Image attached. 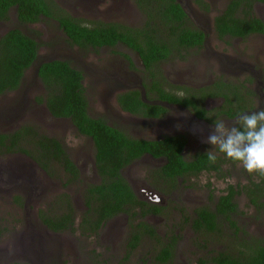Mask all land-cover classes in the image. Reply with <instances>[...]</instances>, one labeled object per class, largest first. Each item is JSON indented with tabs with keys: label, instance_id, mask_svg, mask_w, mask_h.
I'll return each instance as SVG.
<instances>
[{
	"label": "rangeland",
	"instance_id": "374dc122",
	"mask_svg": "<svg viewBox=\"0 0 264 264\" xmlns=\"http://www.w3.org/2000/svg\"><path fill=\"white\" fill-rule=\"evenodd\" d=\"M178 1L184 6L195 23L204 29L207 35L206 43L202 50H183L181 52L183 58L173 57L168 61L161 62L155 67L154 71L158 72L169 86L187 85L190 87L203 83L207 84L217 78L219 79V77L234 79L235 74L236 78H238L237 80L240 81L249 75L255 79L253 80L254 84L248 87L256 91L255 100L253 99L254 104L250 105H253L252 111L256 112V110L264 109V91H260V68L264 64V35H255L244 40L225 38L223 41H218L213 32V17L223 9L227 0H205L211 7L210 12L207 14L200 11L192 0ZM53 3L61 5L68 14H70V11L76 14L85 24H89L91 21H103L129 23L137 26L142 20V15L132 5V0H53ZM115 4H119V6ZM13 11L9 12V19L0 22V35L14 27H18L28 34L31 31L39 32L38 41L42 45L38 52V59L46 58L49 55V57H55L51 48L54 50L62 48L61 41L63 36L61 33L56 28L52 29L51 26H44L43 23L19 25ZM255 12L257 16L262 15V4L258 3L255 6ZM47 42L51 45L43 46V43ZM54 42H57V44ZM49 46L52 47L50 48ZM118 52L128 53L127 49L121 46L114 47L112 50L107 49L106 51L98 50L97 52L92 51L84 54L75 53L80 59L73 66L79 67L83 71L84 88L93 90V85L89 83L91 76L84 69H88L92 65L105 66L111 62L115 63V60L120 61L122 57L118 55ZM72 53L74 54V52ZM224 58L230 63L228 70L219 65ZM31 75L32 73L28 69L23 77L24 82L25 79L28 81ZM101 93L104 95L103 90H101ZM101 93L99 91V94ZM4 98L12 100L9 104H13L17 101L18 96L11 94ZM1 100L0 103H3L4 100ZM110 102L113 106V111L116 112L115 114L125 120L124 122L128 125L130 131L129 135L133 137H159L162 134H168L170 130L177 126L173 120L179 118L180 115L178 112L175 114L170 113L169 116L159 122L144 123L128 116L126 112L117 108L114 100ZM30 108L22 111V115L16 124L9 125L8 132L11 133L17 128L29 124L39 129L38 131L41 133L57 137L78 165L81 183L97 182L98 177L94 173L92 164L93 146L90 139L78 134L74 128L69 126L67 120L56 121L54 119L49 121L48 117L42 116V113H44L43 106ZM89 113L93 116L105 114L102 106L94 108L91 106ZM181 115L185 116L184 119L188 121L187 113L184 114L182 112ZM108 116L116 119L117 123L121 121L117 116L110 114ZM161 123V126H155ZM162 127L164 128L162 129ZM1 130L2 127L0 126ZM200 130L202 137L199 143H208L207 138L210 134H205L206 130L203 126H201ZM191 139L193 140V145L198 144L196 139ZM190 150L191 148L188 147L187 152L190 153ZM8 159L18 162L26 161L28 165L31 163L29 165L32 174L30 178L33 180L36 178L41 181V187L45 186L46 190L44 193L40 192V188L31 191L32 186L30 185L26 188L27 195L31 193L28 197L26 194L20 193V191L10 189V186L5 188L6 184H0V225L5 228L0 238V264L26 261L22 255L16 256L17 249L20 247L22 237H28V232H35L36 230L35 239L43 251H45L44 244L46 240L47 242H55V251L57 249L61 251L59 256H53L51 260L45 258L48 262L47 264H162L157 261L156 256L161 248L166 245H170L172 250V256L166 264H194L198 258L208 257L218 251H238L241 248L240 237H243L246 241L249 236L264 238V212H261V214L257 213L249 205L244 194H240L236 198L239 212L231 217L238 227L237 234L224 218H222L221 225L216 232L203 231L196 233L190 223L184 221V216L190 218L194 207L211 206V199L217 198L229 185H242V183L249 182L250 179L257 181L255 174L250 175L238 164L235 166L230 164L223 165L220 169L223 177L219 174L205 172L198 176L187 178L186 182L181 180L180 185L176 182L171 189L162 186L160 179L148 176L150 165L144 164L143 160L134 162L129 167H126L123 170V176L133 189L134 187L136 188V193L140 192L141 189L143 191L152 189L150 184L156 187L158 191L162 190L164 192V194L158 195V197L162 198L161 203L163 205L161 206H164L162 214L157 217L147 216L142 219L154 227L156 235L154 237L143 236L137 247L132 252H128L127 244L131 232L124 214H117L110 218L102 225L96 235L89 237L85 235L86 233H82L80 229L64 231L54 235L49 233L47 229L37 228L36 226H39V223L34 219L37 210L45 209L47 205L49 206V204L54 202L58 206L56 208L59 213L67 211L64 199H60L58 203L55 202L59 200L58 195L61 193L70 195L74 226H78L85 209L81 188L76 183L65 184V176L60 171L54 170L52 176L42 174L39 168L36 169L31 161L23 157H0V164ZM142 183L149 186L142 185ZM17 195L23 196L24 199L27 196L30 199L28 204L24 206L23 200L17 201L15 199ZM155 203L160 204V201ZM27 211H29V217L26 222ZM45 231L47 232L45 233ZM26 241L28 242V240ZM65 247L68 249L67 252H63ZM47 248V252H50L49 247Z\"/></svg>",
	"mask_w": 264,
	"mask_h": 264
},
{
	"label": "trees",
	"instance_id": "16d2710c",
	"mask_svg": "<svg viewBox=\"0 0 264 264\" xmlns=\"http://www.w3.org/2000/svg\"><path fill=\"white\" fill-rule=\"evenodd\" d=\"M136 1L138 8L147 18L145 25L150 28L122 29L113 23L100 21L91 25H81L70 16L62 14L59 9L54 10L52 5H56L53 0H0V21L9 19L11 8L15 9V16L20 24L36 22L45 17L53 18L66 36L67 42L81 47L91 45L94 48L125 43L138 52L146 67L166 58L172 48L201 47L205 34L189 21L188 14L175 0ZM192 1L202 10H209V5L203 0ZM255 2L264 4V0H228L222 11L213 17L217 37L222 38L226 35L244 37L249 33H264V13L261 17L253 13ZM183 23L185 27L178 28ZM162 26L165 29H161ZM37 35L38 32H35V35L24 33L18 27L10 28L0 35V95L16 90L23 80L25 71L36 66L41 46V42L35 39ZM164 38L170 44L166 43ZM37 76L45 88V94L36 98L37 102L44 103L51 117L69 119L78 134L92 140L95 169L99 176L97 182L84 183L85 186L82 187L81 195L85 209L78 226H74L70 196L61 193L58 199L65 200L67 211L59 213L57 208L39 210L41 221L38 227L42 229L44 226L52 234L80 229L89 237L96 235L110 218L124 214L131 232L127 251L132 252L143 236L156 235L154 227L142 219L148 214H162L163 207L148 204L138 198L121 170L143 153L153 156L162 154L167 156L169 161L157 173L160 176L165 175V180L170 179L171 184L175 185L177 181L175 175H179L180 172L177 169L184 165L180 154L183 142L171 137H166L162 141L132 138L119 128L108 125L103 118L88 115L82 72L71 66L68 61L54 59L42 62L38 66ZM137 96L138 94L131 98V104L123 101L122 104L126 106L122 108L128 112H135L142 105L147 109ZM247 102L242 97L236 99L238 107L235 114H241L244 109L250 108V100ZM38 130L28 124L11 133H0V157L10 154L24 155L33 160L39 168L47 171L50 176L58 165L67 176L65 184H80V173L62 143ZM220 169L219 163L210 162L207 155L194 158L192 164L185 168L186 171L196 174L212 170L221 175ZM153 175L155 177V174ZM259 177L262 178L260 183L250 181L245 186L229 185L220 196L211 199V206L198 207L195 216L192 217L193 230L196 233L216 232L224 218L237 234L238 227L231 219L232 214L239 212L236 196L244 194L249 205L253 206L257 213L264 212V177ZM15 199L22 201L24 197L17 195ZM4 229L0 225V238ZM240 239L241 248L239 247L238 251H218L208 257L198 258L194 264H264V238L249 236L247 241L243 237ZM170 247L166 245L161 248L156 256L158 262L166 264L171 258ZM11 264L29 263L14 261Z\"/></svg>",
	"mask_w": 264,
	"mask_h": 264
},
{
	"label": "flooded vegetation",
	"instance_id": "af4514ba",
	"mask_svg": "<svg viewBox=\"0 0 264 264\" xmlns=\"http://www.w3.org/2000/svg\"><path fill=\"white\" fill-rule=\"evenodd\" d=\"M175 1L180 5L182 10H184V12L186 14H188L186 9L184 8V6L178 0H175ZM203 1L209 5L208 11L202 10L196 4H195V6L200 11H202L204 14H207L210 12L211 7H210V4L208 2H206L205 0H203ZM227 2H228V0L226 1V3ZM258 3L259 2H255L253 5V13L254 14L256 13L255 12V6ZM260 4H262V6H263V13H264V4L263 3H260ZM115 5L119 6V4H115ZM132 5H134V7L139 11L140 15H142V20H141L139 25L134 26L133 24H129V23L128 24H122V23H116V22H104V23H113L119 28H122V29L127 28V29H131V30L150 28L147 25H145L147 18L145 17L144 12H142L138 8L137 1L132 0ZM225 5H224V7H225ZM52 6H53L52 8L54 10L59 9L62 14L70 16L74 20L78 21L79 24H81V25H91V24L97 22V21H91V22H89V24H85V22L80 17H78L76 14L72 13L71 11H70V14L66 13L63 10L61 5L60 6L56 5L58 8H56V6H54V5H52ZM11 10H14L13 12L15 14V9L11 8ZM263 13H262V15H263ZM187 16L189 17L188 18L189 21L193 22L194 25L197 26L200 30H202L203 33L205 34L204 41H203L201 47L178 46V49L172 48L171 52L169 53V55L166 58L160 59L158 61V63L152 64L150 67H146L144 65L142 59L140 58L138 52L135 51L134 49L130 48L125 43H117L116 45H114L112 47L101 46L98 48H94L91 45L81 47V46H78L76 44H71V43L67 42L66 36L63 34L61 29L58 27L57 21L53 18L48 19L45 17L44 19L42 18L40 20H37L36 22L26 23V24L18 23L19 25H34L37 23H43L44 26H51L52 29L56 28L61 33V35L63 36V40L61 41L62 48L60 47V49L54 50L53 48H51L54 45L49 46L53 50L52 53L55 55V57H53V56L49 57L50 56L49 55V56H46V58L37 59L36 66H32L29 68L30 73H32V75L28 81L25 79V82L23 80L21 82L20 86L16 90L0 95V101H2L1 99L4 100L3 103H0V126L2 127V130H3V131L1 130L0 133H9L7 130L9 128V125L10 124H16L17 120L22 115V111H24L26 108H30L31 106L32 107L43 106L44 113H42V116L48 117L47 119L49 121L54 120V119L56 121L67 120L69 122L68 123L69 126H71L72 128L75 129V127L69 121V119L51 117V115L49 114V111L46 109L44 103L39 104L37 102L36 98L45 94V88H44L43 84L41 83V81L39 80V77L37 76L38 66L42 62H47L48 58H52V57L55 59H58V60L68 61L70 63V65L73 66V64L80 59L79 57H77L75 55V53L84 54V53H90L92 51L97 52L98 50L99 51L100 50L106 51L107 49L112 50L114 47L121 46V47L126 48L128 53L118 52V55H120L122 57V58H120V61L115 60V63L111 62V63L106 64L105 66L92 65L90 68L84 69L85 72L91 76L89 83L93 85V90L84 88L85 96L87 94L86 98H87V102H88V108H87L88 115H90L91 117H94V118H103L108 125L115 126V127L119 128L121 131L124 132L125 135H128L132 138L145 140V141H162L166 137H171V138H178L179 140H181L183 142V146H182V149L180 151V154H181L182 159L184 161V165L177 169V170H180L179 175H175L176 180H177L176 182L178 183V185H180L181 180L186 182L187 178L192 177V176L195 177V176H198V175L205 173V172L214 173L216 175L219 174V172L217 173V172L212 171V170H210V171L205 170V171L199 172L197 174L191 173L190 171L185 170L186 166H189L192 164V162L194 161V158L198 159V158L202 157L203 155H206V152L208 150L214 152V154L217 156L216 162L219 163L220 168L225 164H230L232 166H235L237 163H234L233 161L228 159L223 153H220L219 150L217 148H215L213 145H211L210 143L209 144L208 143H205V144L199 143V140L202 137L200 128H201V126H203V128L206 130L205 134H212L214 121L224 120L225 122L231 124L232 122H234L237 119V117L239 115L253 112L252 111L253 105H252V106H250V108L244 109V111L241 114H235V112L237 110L236 108L238 107V106H236V99H240L242 97V98H244V100L248 101L247 103H249V100H250V105L252 103L254 104L253 101L255 100L254 96L256 95V91L253 88L251 90L248 87L251 84H254L253 80H255V79H253L251 76L247 75V77H244L243 79L238 81L237 80L238 78H236V74H235L234 79H224V78L218 76L219 79L217 78L216 80H213L207 84L203 83V84L193 86V87H190L187 85H170L169 86L168 84L165 83L166 80L162 79V77H160V74L158 72L154 71L155 67L161 62L168 61L173 57H176V58L178 57L179 59L183 58V55L181 53L183 50L184 51L200 50V49L202 50V48L204 47L206 40H207V35H206L204 29L201 28L198 24H196L195 21L189 15H187ZM100 22H103V21H100ZM183 27H185L184 23L181 26H179L178 28H183ZM161 29H165L164 26H162ZM213 32H214V36L216 37V39L218 41H223L225 38L244 40V39L251 37V36L264 35V33H249V34L245 35L244 37L226 35V36H223L222 38H218L216 33H215L214 27H213ZM30 34L35 35V32L31 31ZM39 36H40V34L38 32V35L35 36L37 38H35V39L39 40ZM164 40H165V38H164ZM165 42L170 44V42H168L166 40H165ZM54 43L57 44V42H54ZM48 45H51V44L48 42L43 43V46H48ZM40 47H39V50H40ZM39 50H38V52H39ZM72 52H74V54ZM219 65L221 67H223L224 69L228 70V65H230V63L228 62V60L226 58H224L219 63ZM73 67H75V66H73ZM75 68L78 70H81V69H79V67H75ZM83 68H85V67H83ZM81 72L83 75V79H82V85H83L84 74H83L82 70H81ZM226 76H230V75H226ZM260 77H261V83H260L261 89L260 88L259 89H260V91H264V64L260 68ZM83 87H85V86L83 85ZM101 90H103L104 95L101 93ZM96 91H97V95H96ZM99 91L101 94H99ZM11 94H13L14 96H18L17 101L13 104H9V102L12 100L4 98V97H8ZM98 94L100 95V97ZM136 94H138L137 97L139 98L141 103L145 104L147 106V109H145L142 105H140L139 108L135 112H128V110L123 109L122 107L126 106V105H123L122 102L127 101L128 104H131L130 100L132 97H135ZM224 94H226L228 96L225 97ZM105 95H106V97H105ZM174 98L179 99V100L175 101ZM111 100H114V103H116L117 108H120L122 111L126 112L128 114V116H130L132 118H136V120H138L139 122H144V123L159 122V121L163 120L165 117L169 116L170 113L175 114L178 112V114H180L179 118L173 120L176 122L177 126L174 127L172 130H170V132L168 134H162L159 137H146V138L133 137V136L129 135L130 131L128 129V125L124 122L125 120H123L121 117H119L117 114H115L116 112L113 111V106L111 105V102H110ZM184 101H185V104H183ZM247 103H245V104L247 105ZM91 106L93 108L102 106L103 113H105V114H101L98 116L91 115L89 113V109ZM182 112L184 114L187 113L186 116H188V118H189L188 121H186L184 119L185 116L181 115ZM256 112H257V110H256ZM144 113H148V114L145 115ZM108 114L114 115V116H117L118 118H120L121 119L120 123H117L116 119L110 118L108 116ZM153 124H155V123H153ZM161 125H162V123L157 124L155 126L159 127ZM163 128L164 127H162V129ZM5 130H7V131H5ZM75 131L77 132L76 129H75ZM55 138L58 139L57 137H55ZM86 138H88V137H86ZM191 138L196 139L198 141V144L193 145V140ZM88 139H90V138H88ZM90 141L92 142L91 139H90ZM92 146H93V142H92ZM188 147L191 148L190 153L187 152ZM192 148H194V150H192ZM65 150H66V148H65ZM66 152L68 153L70 159L76 165V167L80 173V169H79L78 165L71 158V155L69 154V152L67 150H66ZM9 156L10 157L12 156L15 158H17V157L26 158V160H29L32 162V164H34L36 169L39 168L33 160H31L30 158H28L24 155H20V154L6 155V157H9ZM140 160H143L144 164L150 165V171L148 174L149 177L154 178L153 174H155V177L157 178V176H158V179H160V182H163L162 186H164L167 189H171V187L174 186L171 184L170 179L165 180V175L160 176L157 173V171L159 169H161L164 166V164L168 163V161H169L168 157L165 155H162V154L158 155V156H153L152 154H149V153H143L138 159H136L135 161H133L130 164H128L127 166H125L121 170L122 174H123V170L126 167H129L134 162H138ZM92 164H93L94 173L98 177V180H99V176H98L96 169H95L94 146H93V163ZM29 165H31V163H29ZM29 165L26 163V161H19L18 162V161H15V160L12 161L9 159L7 161H5L4 163L0 164V184H6L5 188H6V186H10V189L20 191V193H22L24 195L25 194L27 195L26 188L30 185L32 186L31 191H34V189L40 188V192L44 193L46 188H44L45 186L41 187L42 182L38 181L36 178H34V180L32 178H30L32 176V174L30 172L31 167ZM53 165H54V163H52V167H53ZM39 170L42 174L47 175V176L49 175L47 171H44L41 168H39ZM50 170L51 169H49V171ZM55 170L62 172V174L65 176L64 178H65V182H66L67 176L65 175L63 169L60 166L56 165ZM255 175H254V177H255ZM79 177H80V174H79ZM255 179L257 181H255L254 179H250L249 182L255 181V182L260 183L262 178H260L258 175H256ZM81 182H80V184H78L79 187L82 184ZM249 182L247 181L245 183H242L241 186L248 185ZM84 183H86V182H84ZM71 184H73V183H71ZM142 185H146L147 187L149 186L148 184H144V183H142ZM236 185H234V186H236ZM84 186H85V184H83L81 186L80 190H82V187H84ZM150 187L152 189H148V191H143L141 189V191L138 193H136L137 191H136L135 187L133 190H134V192L138 198H140L141 200H144L148 204H156L159 206L163 205L161 203L162 198L158 197V195H162V194H164V192L162 190L158 191L156 189V187H154L151 184H150ZM168 193H166V194H168ZM30 195H31V193H28L27 196L29 197ZM27 196L23 200L24 206H26L30 200L29 198H27ZM237 197L238 196H236V198ZM156 200L160 201V204L155 203V202H158ZM59 201L60 200H56L55 202L58 203ZM247 201H248V199H247ZM56 207H58V206L55 205V203L53 202V203L49 204V206L47 205V207L45 209L41 208L39 210L48 211L49 208L54 209ZM161 207H164V206H161ZM251 207L254 208L253 206H251ZM197 208L194 207L192 209V215L190 216V218H188L187 216H184V221L189 222L191 227L193 225L192 217L195 216V214H196L195 210ZM238 208H239V206H238ZM39 210H37L36 214L34 215V219L40 224L41 220H40V217L38 215ZM236 214L237 213H234L232 215H236ZM120 215H123V214H120ZM160 215L161 214H159V215L148 214V215H146V217L147 216L157 217ZM232 215H231V217H232ZM28 217H29V211L26 212V217H25L26 222L28 220ZM36 227L39 228L38 226H36ZM41 228L45 229L44 226ZM36 231L35 232H28L29 233L28 237H25V236L22 237V239L20 240V247H19V249H17L18 252L16 253V256L22 255L23 259L26 260L24 262H28L29 264H47L48 262L46 261L45 258H49V260H51V259H53V256H56V257L59 256L61 251L59 249H57L55 251L56 243L53 241L47 242V240L45 241V244H44L45 245V251H43L41 249L40 244L35 239ZM46 232L47 231H45V233ZM56 234L57 233H55L54 235H56ZM25 239L28 240V242ZM23 241H25V242H23ZM47 247H49L50 252H47L48 251ZM67 250L68 249H66V247H65L63 252L64 251L67 252Z\"/></svg>",
	"mask_w": 264,
	"mask_h": 264
},
{
	"label": "clouds",
	"instance_id": "9594fccd",
	"mask_svg": "<svg viewBox=\"0 0 264 264\" xmlns=\"http://www.w3.org/2000/svg\"><path fill=\"white\" fill-rule=\"evenodd\" d=\"M207 142L250 175L264 177V109L239 115L231 124L224 120L214 121ZM206 155L215 163L214 152L208 150Z\"/></svg>",
	"mask_w": 264,
	"mask_h": 264
},
{
	"label": "water",
	"instance_id": "95a60500",
	"mask_svg": "<svg viewBox=\"0 0 264 264\" xmlns=\"http://www.w3.org/2000/svg\"><path fill=\"white\" fill-rule=\"evenodd\" d=\"M53 59H55V58H53V57H52V58H49L48 61H51V60H53Z\"/></svg>",
	"mask_w": 264,
	"mask_h": 264
}]
</instances>
